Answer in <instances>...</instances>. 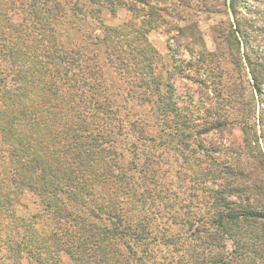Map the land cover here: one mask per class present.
<instances>
[{
	"label": "trees",
	"instance_id": "1",
	"mask_svg": "<svg viewBox=\"0 0 264 264\" xmlns=\"http://www.w3.org/2000/svg\"><path fill=\"white\" fill-rule=\"evenodd\" d=\"M156 1L140 20L144 0H84L86 10L0 0V244L28 264H64L62 253L74 264H264V121L254 116L264 57L240 55L251 46L235 26L223 38L237 79L225 96L213 90L206 119L181 109L158 91L162 57L147 32L175 5ZM114 6L132 20L101 24ZM81 23H95L92 36ZM173 28L187 48L201 40L193 26ZM197 56L198 72L207 60ZM236 126L240 141H205ZM25 193L42 206L27 218L16 215Z\"/></svg>",
	"mask_w": 264,
	"mask_h": 264
},
{
	"label": "rangeland",
	"instance_id": "2",
	"mask_svg": "<svg viewBox=\"0 0 264 264\" xmlns=\"http://www.w3.org/2000/svg\"><path fill=\"white\" fill-rule=\"evenodd\" d=\"M59 1L64 3V0ZM173 1L175 11L171 16L164 17V22H167V24L157 25L158 27L153 26L154 29L147 32L150 43L162 57L161 63L158 64L159 72L157 74L163 78V83L160 84L158 91L161 94L168 93L171 90L174 102H178L181 109L189 110V112H193L195 116L199 115L204 120L207 118L205 110H207L208 106H211V100H215L213 90L215 89L217 93L220 91L225 96V90L222 88L223 84H225L224 82L228 80L233 82L237 79V73L234 71L231 60L238 55L233 49L231 50L232 52L227 49L228 45L225 43L223 36L230 30L235 29V26H238L240 30L239 39L247 40L251 46L245 49L244 44H241L240 55L246 53L251 56L253 50H255L258 56L264 57V0H235V7L238 11L236 15H232L224 5L229 2L225 0ZM144 2L136 7L137 10H141L140 20L147 19L146 14L149 13V7L146 3L150 2L149 5L153 8L156 7L157 3L156 0H144ZM83 4L84 0H77L79 10H86ZM91 8L98 10L95 5L87 6V9L90 10ZM100 10H104L100 16L102 19L101 24L105 26H116L132 20V13L126 7L114 6L113 8H101ZM110 10L115 11L111 13ZM174 13L182 17L175 16ZM80 25L85 36L93 35V25L95 23L93 25L81 23ZM176 26L195 27L201 40H195L192 46L188 48L183 46V44L173 38L176 35L173 27ZM200 51L204 52V60H207V62L204 64L205 66H200L202 70L197 72L196 68H191L190 65L195 63L198 57L197 54ZM209 60H211L210 64ZM261 60L259 58V61ZM249 91L250 88H247L244 100L249 101L251 103L250 106H253ZM207 94L210 97L208 100ZM175 96L178 98H175ZM255 99L258 102L255 104L256 111L254 116H262L264 121V94ZM197 108L200 109L197 110ZM212 108H215V106L213 105ZM172 120H174L173 117ZM252 124L254 123L252 122ZM231 134L232 137H229L226 134L221 136V134L211 132L205 137V141L215 145L219 144L220 146L221 144H227L231 138L240 141L242 136H244L239 126L233 127ZM261 143L264 145L263 140ZM221 148L223 151L224 148ZM208 158H210V155ZM203 160L200 164V169L204 168L209 162L206 157ZM173 167L175 170L178 168L175 164ZM21 203L22 205L16 215L25 218L30 214L39 213L42 208L41 204L27 193L22 196ZM6 254L15 258L19 256L21 264H28L25 253H20L17 249L0 244V255ZM60 257L64 264H74L70 256L65 253H62Z\"/></svg>",
	"mask_w": 264,
	"mask_h": 264
}]
</instances>
